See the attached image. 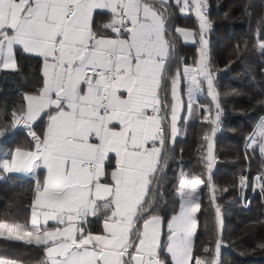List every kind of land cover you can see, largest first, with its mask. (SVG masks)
Returning a JSON list of instances; mask_svg holds the SVG:
<instances>
[{
	"label": "snow or ice",
	"instance_id": "6c2138e0",
	"mask_svg": "<svg viewBox=\"0 0 264 264\" xmlns=\"http://www.w3.org/2000/svg\"><path fill=\"white\" fill-rule=\"evenodd\" d=\"M173 5L194 14L197 31L173 25ZM208 9V0H0V71H16L19 52L43 61V86L25 94L19 109H0V136L23 126L33 141L0 158V170L36 177L28 222L0 220V238L41 247L40 264H166L163 253L170 264H221L219 205L213 248L203 247V256L194 246L198 189L207 182L213 202L217 192L212 141L222 114L218 70L207 54ZM103 14L108 22L96 25L94 16ZM180 38L199 45L193 65L177 67ZM257 46L264 55V42ZM205 93L214 115L197 103ZM201 109L210 125L200 158L208 175L189 177L181 169L179 212L165 225L154 205L169 151L181 135L182 113ZM43 117L46 131L37 135L33 125ZM245 147L264 158V117ZM248 187L249 176L241 174L242 200ZM257 188L264 193V168L253 177ZM92 218L101 222L99 232L88 227ZM0 264L18 261L0 256Z\"/></svg>",
	"mask_w": 264,
	"mask_h": 264
},
{
	"label": "trees",
	"instance_id": "16d2710c",
	"mask_svg": "<svg viewBox=\"0 0 264 264\" xmlns=\"http://www.w3.org/2000/svg\"><path fill=\"white\" fill-rule=\"evenodd\" d=\"M208 3L211 21L207 33L208 57L218 70L214 84L220 94L222 114L214 136L211 169L217 192L213 202L207 182L198 189L201 209L197 215L195 251L206 256L202 248H213L217 227L215 205H219L223 216L221 264H264V193L252 190L253 177L264 168V158L258 148L253 151L245 147L246 137L252 133L259 118L264 117V55L257 46L258 41L264 42V0H208ZM173 11L171 20L175 27L198 30L194 14L183 15L174 5ZM101 17L106 21L109 19L107 14L97 15V22ZM176 52L180 61L177 67L193 65L199 57V45H187L180 38ZM17 62L16 71H0V109L6 108L8 112L25 104L26 93H35L43 86L41 58L19 52ZM184 98L186 104V95ZM197 103L206 105L215 114L214 102L206 93L197 98ZM205 114L203 109L194 110L191 115L183 114L184 122L179 125L181 135L169 151L162 176V196L157 197L154 205L165 225L180 207L176 186L181 169L189 177L200 175L204 179L208 175L200 159L206 151L203 147L206 142L202 138L210 131ZM4 120L10 123V117L5 116ZM46 123L45 117L34 125L36 133L42 135ZM32 144L26 129H11L0 136V158L17 147L30 149ZM165 147L167 149V144ZM241 174L249 176V187L243 200L237 190ZM39 178L42 180L41 176ZM34 189V178L0 170V220L27 223ZM88 227L93 232L100 231L101 222L92 218ZM0 256L15 259L18 264H40L44 253L39 246L0 238ZM162 258L170 264L167 254L163 253Z\"/></svg>",
	"mask_w": 264,
	"mask_h": 264
},
{
	"label": "crops",
	"instance_id": "0c3cea01",
	"mask_svg": "<svg viewBox=\"0 0 264 264\" xmlns=\"http://www.w3.org/2000/svg\"><path fill=\"white\" fill-rule=\"evenodd\" d=\"M171 1V0H170ZM184 15V14H183ZM94 22H95V24L96 25H102V24H104V23H107L108 22V20L106 21V18H104V17H101L99 20H98V22H97V18H96V16H94ZM208 35V34H207ZM182 39V38H181ZM207 39H208V37H207ZM183 41V40H182ZM207 54H208V49H207ZM27 55H29V54H27ZM31 56H34V55H31ZM35 57H38V56H35ZM39 58H41V57H39ZM42 59V58H41ZM42 69H43V61H42V66H41V72H42ZM182 87H183V85H182ZM26 94H34V93H26ZM184 100H185V98H184ZM25 103H26V101H25ZM184 114V113H183ZM183 114H182V116H183ZM43 118H45V117H43ZM42 118V119H43ZM41 119V120H42ZM41 120H38L37 122H36V124H38ZM36 124H34V125H36ZM46 127H47V123H46ZM46 127H45V130H44V132L46 131ZM35 129V128H34ZM43 132V133H44ZM37 135H40V134H38L37 133ZM213 150H214V148H213ZM162 155H163V152H162ZM6 174H8V173H6ZM11 174H17V175H23V176H27V177H30V178H34V179H36V177H34L33 175H31V174H28V173H23V172H21V173H11ZM45 170L43 169V168H41V169H38L37 170V175L40 177H42V180H43V178H44V176H45ZM180 208V207H179ZM178 212H179V210H178ZM199 213V212H198ZM196 215V217H197V213L195 214ZM198 221V220H197ZM55 224V222L54 221H50L49 222V226H53ZM101 228H102V224H101ZM198 230V229H197ZM97 232H99V231H97ZM94 233H96V232H94ZM196 238V237H195ZM194 245H195V241H194ZM165 254H167V253H165ZM168 255V254H167Z\"/></svg>",
	"mask_w": 264,
	"mask_h": 264
},
{
	"label": "rangeland",
	"instance_id": "374dc122",
	"mask_svg": "<svg viewBox=\"0 0 264 264\" xmlns=\"http://www.w3.org/2000/svg\"><path fill=\"white\" fill-rule=\"evenodd\" d=\"M179 28H185V29H189V30H192V31H194L193 29H191V28H187V27H179ZM195 32V31H194ZM206 39H207V35H206ZM207 41H208V39H207ZM185 43V42H184ZM185 44H187V45H193V43H185ZM209 44V43H208ZM208 44H207V49H208ZM199 97V96H198ZM197 97V98H198ZM186 98H187V96H186ZM183 114V113H182ZM214 141H215V139H214V137H213V148H214ZM8 174H11V173H8ZM257 191H260V189H256V192ZM198 214V213H197Z\"/></svg>",
	"mask_w": 264,
	"mask_h": 264
},
{
	"label": "built area",
	"instance_id": "2783aa9c",
	"mask_svg": "<svg viewBox=\"0 0 264 264\" xmlns=\"http://www.w3.org/2000/svg\"><path fill=\"white\" fill-rule=\"evenodd\" d=\"M209 9H210V6H209ZM209 9H208V10H209ZM33 128H34V125H33ZM17 129H19V130H23V129H26V128L23 127V126H18ZM26 130H27V129H26Z\"/></svg>",
	"mask_w": 264,
	"mask_h": 264
}]
</instances>
